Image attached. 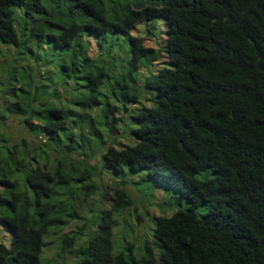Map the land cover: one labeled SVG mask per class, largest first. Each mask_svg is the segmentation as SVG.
Instances as JSON below:
<instances>
[{"label":"trees","instance_id":"1","mask_svg":"<svg viewBox=\"0 0 264 264\" xmlns=\"http://www.w3.org/2000/svg\"><path fill=\"white\" fill-rule=\"evenodd\" d=\"M157 17L167 24L165 45L153 49L130 32L144 23L152 35ZM119 35L129 46L118 48L117 59L107 54ZM89 37L102 53L90 55ZM0 55V220L11 230L9 247L0 242V264H40L43 235L66 222L61 211L72 210L63 199L71 184L88 189L97 175L82 138L102 141L96 122L109 131L118 122L127 127V116L107 99L138 102L136 81L151 96L129 116L135 142L107 145L102 161L116 172L144 170L187 206L154 216L134 257L129 242L112 250L109 212L131 203L113 189L110 210L75 264H264V0H0ZM162 57L169 65L153 68ZM66 79H75L70 96ZM102 96L104 119L96 121L88 109ZM10 114L57 154L53 167L42 145L6 131ZM206 168L214 175L197 179ZM201 203L206 209L197 216ZM80 234H62L60 249Z\"/></svg>","mask_w":264,"mask_h":264},{"label":"rangeland","instance_id":"2","mask_svg":"<svg viewBox=\"0 0 264 264\" xmlns=\"http://www.w3.org/2000/svg\"><path fill=\"white\" fill-rule=\"evenodd\" d=\"M154 20L155 25L150 27L152 35H147L144 32V23H138L130 33L142 37L143 45L153 47V49H159L158 46L161 45L162 41L165 45V29L167 24L162 17H157ZM88 40L90 55L96 56L97 54L102 53L101 49L95 44L93 37H89ZM127 46H129V43L126 38L123 35H119V40L115 41L107 55L112 54L119 59L121 57V52L118 48L125 50ZM9 50L8 53L11 55V53L14 52V49L10 48ZM41 53V50H36V57H39ZM56 54L57 53L51 57L57 58L58 56ZM43 56L42 53L41 57ZM163 60H165V57H162L159 63H154L152 67L156 68L157 65L168 66L169 64ZM23 63L24 61H22V64ZM50 65L53 67L52 64ZM139 72H141V70H139ZM42 73L43 72L41 71L40 76L44 75ZM52 75L55 80H58L60 72L53 71ZM4 77L3 57L0 55V80ZM66 80L67 83L70 84L69 86L67 83L65 84V88L67 89V92L69 90L70 96L71 92L75 93V91H77V89H75L76 86L73 87V84H71L75 79H71V82L68 79ZM136 84H138L139 90L138 102H131L127 103L128 105H122L120 102H117L112 95L107 99L108 101L102 96V102L100 104L88 109V112L92 116L94 115L96 121H103L104 118H102L100 107L104 106V102L106 101L109 103H117L121 114H123V118L127 116V127L122 122H118L114 123V128L109 131L105 126L101 125L100 122H96L95 126L98 128V131L102 136V141H99L98 135H96V137L88 136V141L86 140V137L82 138L81 142H84L85 145H90V148H84L83 150L88 157H91L89 163L95 162L94 164L96 166L95 170L97 171V175L95 174L91 176L89 180L91 187L88 189L80 188L79 184L75 182L71 184L74 190H71L70 193L63 189H58V192L65 194L68 193L63 199L67 205L70 204L72 206V210L64 209L61 211V216L66 222L60 223L55 233L43 235L42 238L45 243L42 246V251L40 253V264H75V261L78 258L79 247L86 243L89 236L97 227L96 223L98 219L100 216L105 215L103 211L110 210L113 189H122L125 191L129 196L131 203L118 210H110L109 212L108 218H110L112 225V250L115 251L120 249L129 242L133 244L132 255L134 257H138L142 253V248L140 249L141 242L145 238H149L152 233L154 216L168 215L175 209L185 208L187 206V201L173 188L150 177L144 170L125 168L122 172H116L109 165H105L102 161V152L107 145L111 144L112 146L119 148L125 144H133L135 142V137L130 130L136 126V122L134 118H129V116L137 110L141 103L150 104L149 97L151 96L150 91L143 89L137 81ZM71 85L73 87L72 90ZM55 92L62 93V89L56 88ZM65 95L68 94L65 93L64 96ZM46 97L47 94L44 95V98ZM1 101L0 106L2 105ZM63 101L64 97H60L59 102L63 103ZM68 103L67 106L71 105L70 102ZM98 112L100 113L97 114ZM7 113V111L3 110L4 115ZM115 114L121 116L119 112H116ZM8 119V126L5 129L14 137L15 141L19 138H24L27 145L30 144L35 146L36 144H43L41 140L37 141V139L35 140L29 134L24 133L21 123L14 121V114H10ZM10 124L13 128H11ZM32 141H34V143H32ZM42 148L44 150L46 149L45 158L47 163L49 166L53 167L55 164L54 157H57V154L53 151L47 150L46 145H42ZM213 175L214 172L210 168L198 170L195 173V177L200 180L209 179ZM205 209V203L199 204L196 207L197 216H200ZM70 230L80 231L81 234L74 239L68 248L61 250L59 245L60 236ZM10 238L11 230L5 221L0 220V242L6 247H9Z\"/></svg>","mask_w":264,"mask_h":264}]
</instances>
